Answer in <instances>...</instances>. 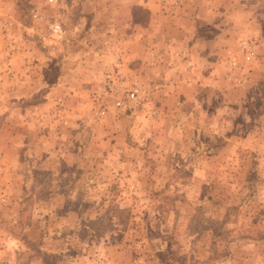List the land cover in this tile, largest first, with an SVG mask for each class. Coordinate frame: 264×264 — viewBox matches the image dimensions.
I'll return each mask as SVG.
<instances>
[{
    "label": "rangeland",
    "instance_id": "rangeland-1",
    "mask_svg": "<svg viewBox=\"0 0 264 264\" xmlns=\"http://www.w3.org/2000/svg\"><path fill=\"white\" fill-rule=\"evenodd\" d=\"M182 5L0 0V264H264V0Z\"/></svg>",
    "mask_w": 264,
    "mask_h": 264
},
{
    "label": "crops",
    "instance_id": "crops-1",
    "mask_svg": "<svg viewBox=\"0 0 264 264\" xmlns=\"http://www.w3.org/2000/svg\"><path fill=\"white\" fill-rule=\"evenodd\" d=\"M133 3L139 5V3L137 1H134ZM141 4H143V3H141ZM154 6L152 5V8H151L150 6H147L146 5L145 7H147V9H149V10H153V9L155 10V7ZM130 42L136 43V41H130ZM0 47H1V43H0ZM194 50L193 49L190 50V53H189L190 56L192 55V53H193ZM35 54L36 55L38 54V56H39V53L38 52H36ZM11 63H12V61H11ZM11 63H9L7 66H5L4 52H3V50L1 51V49H0V88H1V92H0V105L2 103H5L6 102V100H4V99L7 96H11L14 93L15 94H18L19 89L23 88L26 85L25 82H24L25 79L23 78V76L27 74V73L25 74V72H27V71L26 70L24 71V68H23V70L20 69V67H18V66L15 67L16 68V71H14V67L11 66ZM9 65H10V67H9ZM184 68H186V69L184 70L183 78L187 75L186 74L187 69H188V73L192 72V67L191 66H188V67L185 66ZM43 70H44V68H43V66L40 63H38L35 66H33L32 71L31 70H28L29 71L28 74L30 73V75H34L33 76V87L31 88V90H36L38 88L40 89L42 87V85H41L42 81H44V83H45V80L44 79L42 80V78H43V74H42L43 73ZM6 71H11L12 72L11 73L12 74V77L11 78L10 77L8 78V75H7L8 73H6ZM19 73H20V75H19ZM57 82H59V81H57ZM51 85H52L51 83L48 84V86H51ZM28 86H29V84H28ZM15 97H18V96H15ZM47 97L48 96H44V99L41 98V97H39V100H37L36 98L33 99V103H31V104L32 105L33 104L35 105V107L33 106L34 109H35L34 110V113H36L37 110H42V107H45L47 105H51V103H53L51 99H49L48 101H46V98ZM42 99H43V101H42ZM17 101L23 103V100L21 101L19 98L17 99ZM25 108L26 107H24L22 109H25ZM11 116L13 118V121H18V122L25 121V122H29V120H30V118H27V115L23 114L22 112H20L18 110H14L13 113L11 114ZM38 117H39V115H36V114H34V116H33V118H38ZM40 118H41V116H40ZM63 122L64 121L60 122V124H63ZM10 131L12 133L16 132V126H14V125L10 126ZM43 134L44 135L45 134L51 135V133H49L48 130L45 131ZM16 137H17V139H18L19 142H22L23 141L22 139L25 138L24 135H22V133L17 134ZM4 145H6V143L3 144V146Z\"/></svg>",
    "mask_w": 264,
    "mask_h": 264
},
{
    "label": "built area",
    "instance_id": "built-area-1",
    "mask_svg": "<svg viewBox=\"0 0 264 264\" xmlns=\"http://www.w3.org/2000/svg\"><path fill=\"white\" fill-rule=\"evenodd\" d=\"M167 1L169 5H171L172 8H174L175 10L183 8L182 5L183 0H167ZM47 2L48 4L55 5L58 2V0H47ZM32 17L38 20L40 18V12L36 10L33 13ZM5 22H6V18H4V14L0 11V25H2L3 27ZM47 37H50V40H54V42L60 41V39L63 38V28L61 23L52 22L48 28ZM136 93H137V88H134V90L130 91L129 97L131 99H135Z\"/></svg>",
    "mask_w": 264,
    "mask_h": 264
},
{
    "label": "trees",
    "instance_id": "trees-1",
    "mask_svg": "<svg viewBox=\"0 0 264 264\" xmlns=\"http://www.w3.org/2000/svg\"><path fill=\"white\" fill-rule=\"evenodd\" d=\"M145 13H147V12L145 11Z\"/></svg>",
    "mask_w": 264,
    "mask_h": 264
}]
</instances>
